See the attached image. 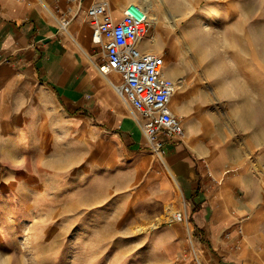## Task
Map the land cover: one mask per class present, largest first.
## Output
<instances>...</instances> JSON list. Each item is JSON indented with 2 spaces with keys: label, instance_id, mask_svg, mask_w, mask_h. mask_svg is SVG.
Listing matches in <instances>:
<instances>
[{
  "label": "rangeland",
  "instance_id": "obj_1",
  "mask_svg": "<svg viewBox=\"0 0 264 264\" xmlns=\"http://www.w3.org/2000/svg\"><path fill=\"white\" fill-rule=\"evenodd\" d=\"M151 1L159 22L149 17L140 43L157 48L166 76L183 78L171 102L202 96L248 166L264 172V0ZM81 136L61 127L0 158V264H203L189 218L167 220L183 198L161 199L149 177L164 166L156 154L140 146L134 167L137 154Z\"/></svg>",
  "mask_w": 264,
  "mask_h": 264
},
{
  "label": "crops",
  "instance_id": "obj_2",
  "mask_svg": "<svg viewBox=\"0 0 264 264\" xmlns=\"http://www.w3.org/2000/svg\"><path fill=\"white\" fill-rule=\"evenodd\" d=\"M131 1L110 0L116 19ZM66 4L0 0L1 161L6 162L2 155L7 150L21 156L28 141L39 142L44 132L62 127L81 133L82 142L101 139L121 152L137 154L129 161L138 166L140 130L108 82L110 78L119 84L120 77L114 71L104 76L97 69L99 47L91 40L84 15L70 20V34L58 26L52 13L64 11ZM176 74L168 73L170 78ZM175 100L171 108L184 136L164 137V166L153 165L152 183L169 205L177 204L176 195L183 198L178 210L196 232L203 264H264V172L248 166L206 110L202 96L182 92ZM238 224L243 234L235 248Z\"/></svg>",
  "mask_w": 264,
  "mask_h": 264
},
{
  "label": "built area",
  "instance_id": "obj_3",
  "mask_svg": "<svg viewBox=\"0 0 264 264\" xmlns=\"http://www.w3.org/2000/svg\"><path fill=\"white\" fill-rule=\"evenodd\" d=\"M66 1L64 11L52 13L55 21L70 34L68 23L83 12L91 25V40L100 48L97 69L104 76L111 71L119 75V84L110 78L108 82L141 132L139 145L155 153L162 161L167 153L164 137L184 136L182 122L170 105L173 92L183 85L184 80L182 77L165 76L163 56L140 48V40L150 27L146 11L138 3L129 2L116 19L110 0ZM167 220L187 222L181 210H175ZM236 229L239 238L234 247L238 248L243 229L240 224Z\"/></svg>",
  "mask_w": 264,
  "mask_h": 264
},
{
  "label": "bare ground",
  "instance_id": "obj_4",
  "mask_svg": "<svg viewBox=\"0 0 264 264\" xmlns=\"http://www.w3.org/2000/svg\"><path fill=\"white\" fill-rule=\"evenodd\" d=\"M139 3V5L146 11V13H147V15H148V20H149V17H150V19H151V21H152V23H154L155 25L156 24H158V22H159V11L157 10V9H155V7H153V3H152V1L151 0H140V1H138ZM112 6V5H111ZM187 6H185L184 7V9L186 8ZM182 8H183V6H182ZM161 10V9H160ZM173 11H175V12H177V10L179 11V12H181L180 10V8H179V6H177L175 9L173 8L172 9ZM183 12V11H182ZM163 15H164V17H166L165 16V14H164V12L162 13ZM170 15V17H172V18H178L179 16H177L176 14H174V13H172V14H169ZM167 20V19H166ZM168 21V20H167ZM193 21H194V19H193ZM144 38V37H143ZM142 38V39H143ZM190 40V42L188 43V41ZM188 41H186L185 42V45L186 46H194V40H192V39H189ZM141 41V40H140ZM191 42H192V44L193 45H191ZM197 47V46H196ZM164 75H165V72H164ZM166 76V75H165ZM168 77V76H167ZM173 94H174V92H173ZM173 96V95H172ZM172 98V97H171ZM170 105H171V100H170ZM173 212V211H172ZM143 229H145V227H143V226H140L139 228H138V230H143ZM192 245H193V243H192ZM185 263V262H184ZM188 263H191V262H188ZM187 263V264H188Z\"/></svg>",
  "mask_w": 264,
  "mask_h": 264
},
{
  "label": "snow or ice",
  "instance_id": "obj_5",
  "mask_svg": "<svg viewBox=\"0 0 264 264\" xmlns=\"http://www.w3.org/2000/svg\"><path fill=\"white\" fill-rule=\"evenodd\" d=\"M192 26H194V25L190 22V24L188 25V27H192Z\"/></svg>",
  "mask_w": 264,
  "mask_h": 264
}]
</instances>
